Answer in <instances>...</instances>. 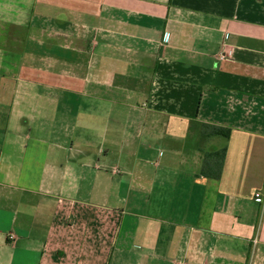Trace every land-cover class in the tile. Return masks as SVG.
<instances>
[{
	"label": "crops",
	"instance_id": "0c3cea01",
	"mask_svg": "<svg viewBox=\"0 0 264 264\" xmlns=\"http://www.w3.org/2000/svg\"><path fill=\"white\" fill-rule=\"evenodd\" d=\"M0 264H264V0H0Z\"/></svg>",
	"mask_w": 264,
	"mask_h": 264
},
{
	"label": "trees",
	"instance_id": "16d2710c",
	"mask_svg": "<svg viewBox=\"0 0 264 264\" xmlns=\"http://www.w3.org/2000/svg\"><path fill=\"white\" fill-rule=\"evenodd\" d=\"M230 130L225 127L203 124L201 136L207 139L212 136H219L224 139L229 137ZM226 155V145L213 150H205L201 173L204 177L219 179L223 170V162Z\"/></svg>",
	"mask_w": 264,
	"mask_h": 264
},
{
	"label": "built area",
	"instance_id": "2783aa9c",
	"mask_svg": "<svg viewBox=\"0 0 264 264\" xmlns=\"http://www.w3.org/2000/svg\"><path fill=\"white\" fill-rule=\"evenodd\" d=\"M224 57H225V53L221 54V58H224ZM256 198H257V199H261L260 196H259L258 194H256ZM254 242H255V240H254Z\"/></svg>",
	"mask_w": 264,
	"mask_h": 264
},
{
	"label": "rangeland",
	"instance_id": "374dc122",
	"mask_svg": "<svg viewBox=\"0 0 264 264\" xmlns=\"http://www.w3.org/2000/svg\"><path fill=\"white\" fill-rule=\"evenodd\" d=\"M222 141H225V140H222ZM220 144H221V142H220Z\"/></svg>",
	"mask_w": 264,
	"mask_h": 264
}]
</instances>
